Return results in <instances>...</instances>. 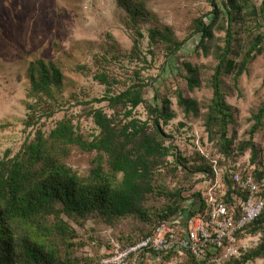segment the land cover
I'll list each match as a JSON object with an SVG mask.
<instances>
[{
	"label": "trees",
	"instance_id": "16d2710c",
	"mask_svg": "<svg viewBox=\"0 0 264 264\" xmlns=\"http://www.w3.org/2000/svg\"><path fill=\"white\" fill-rule=\"evenodd\" d=\"M115 1L135 23L145 20L144 0ZM206 1L212 10L193 21L191 32L183 40H175L169 28L151 29L148 38L150 46L165 44L167 56L172 57L190 38L197 36L195 51L201 50L204 56H212L215 65L208 78L212 97L204 111L196 99L185 96L183 91L176 90L174 96L186 117L202 119L209 138L216 139L215 147L222 160L209 161L197 153L201 163L193 166L177 148L168 144L169 137L164 133L163 125L175 118L170 108L171 99L165 96L159 98V105L149 104L144 99L148 84L135 72L133 83L120 93L93 100L107 102L114 115L108 116L99 108L87 111L98 130L91 140L82 137L70 120L62 119L48 135L38 129L17 154L9 157L6 153L0 158V264L62 263L58 255L62 252L66 256L67 252L59 249L58 243L63 242L72 248L75 244L70 241L76 239L63 215L76 220L95 217L106 223L114 219L138 220L141 223L138 236L121 240L122 246L135 244L151 235L161 224H176L186 211L192 216H204L208 211L207 196L197 191L194 183L189 188L182 184L169 187L167 174H175L180 169L190 175L203 173L215 186L216 169L224 167L226 198L232 193L239 194L233 188L230 171L237 170V162L247 154V164L241 165L242 175L250 173L256 180L264 176L260 169L264 150L253 142L255 133L264 126V104L251 115L253 125L249 139L239 140L235 112L226 102L231 88L225 84V79L229 78L232 87L237 88L238 79L247 72L249 63L264 54V0L258 8L252 0H223L221 7L215 0ZM207 16L211 18L206 22ZM237 20L241 23L239 29L233 27ZM136 32L134 52L138 51L142 38V34ZM220 32L224 37L218 40L216 33ZM239 32L242 37H238ZM33 66L38 71V79L31 84L34 97L37 100L39 94L52 97L54 89H61L62 72L54 64L41 60ZM182 66L186 72L187 89L201 88L199 67L187 60L182 61ZM95 79L106 86L116 82L114 78L109 81L103 73ZM141 105L149 116L146 120L133 116ZM36 106H28L26 128L41 121L43 113L37 115ZM52 115L53 110L44 114L46 119ZM75 147L82 152L96 153L89 162L85 180L61 161L60 156ZM230 162L236 164L229 167ZM187 192H190L189 196H184ZM191 199H196L192 204L198 205L195 210L186 207ZM245 232L261 234L260 243L250 252L235 257L231 264H248L257 259L264 261V210L237 238ZM173 256L177 257L173 253L162 257L164 260ZM189 259L194 264L195 261Z\"/></svg>",
	"mask_w": 264,
	"mask_h": 264
},
{
	"label": "rangeland",
	"instance_id": "374dc122",
	"mask_svg": "<svg viewBox=\"0 0 264 264\" xmlns=\"http://www.w3.org/2000/svg\"><path fill=\"white\" fill-rule=\"evenodd\" d=\"M221 1L215 0L220 7ZM261 1L252 0V4L258 8ZM144 3L146 18L135 23L115 0H0V158L6 153L9 157L17 154L38 129L48 135L62 119L70 120L82 137L91 140L98 130L87 111L99 108L108 116L114 115L107 102L96 103L93 100L120 93L133 83L134 73L138 72V77L148 84L144 99L149 104L159 105V98L165 96L171 99L170 108L175 118L163 125V131L169 137L168 144L177 148L190 165L201 163L197 153L209 161L222 160L215 147L216 139L209 138L202 119L186 117L174 96L176 90H181L185 96L196 99L204 111L212 97L208 79L215 65L212 56L206 57L201 50L195 51L197 36L190 38L172 57L167 56L165 44L150 46L148 38L151 29L169 28L174 39L181 41L191 32L193 21L210 12L212 7L206 0H144ZM210 18L207 16L205 21ZM240 25L239 20L233 22L235 29L241 28ZM137 30L142 38L139 39L138 51L134 52L132 48ZM222 37L224 33H216L218 40ZM238 37H242L240 32ZM37 60L54 64L63 74L61 89H54L52 97L39 94L38 100L31 92L32 81L38 79V71L33 66ZM183 60L199 67L201 88L187 89ZM102 73L108 76L109 81L114 78L116 82L110 86L101 84L95 76ZM225 84L232 90L226 102L235 112L238 139L247 141L253 125L251 115L264 104V54L249 63L247 72L238 79L237 88L232 87L229 78L225 79ZM31 104L37 105V115H43L39 123L36 121L34 126L26 128L30 112L28 106ZM50 110H53V115L46 119L44 114ZM133 116L139 120L149 117L143 105L133 112ZM253 142L264 150V126L255 133ZM95 156V152L86 153L75 147L60 157L85 180L89 162ZM248 159L247 154L237 163L245 166ZM235 164L230 162L229 167ZM225 171L224 167L216 169L215 186L203 173L190 175L181 169L175 174H167L166 179L170 188L176 184L189 188L194 183V188L207 196L212 188L217 193L220 191L217 186L224 184ZM189 194L187 192L184 196ZM195 201L189 200L186 207L197 209L198 205H192ZM62 218L76 235V239L70 241L75 245L69 248L63 242L58 243L59 249L67 254L63 256L61 252L58 258L63 262L54 264H98L108 250L110 240L120 243L128 237L136 238L141 227V223L133 218L114 219L110 223L95 217L76 220L63 215ZM260 240L261 234L245 232L238 238L236 258L255 249ZM190 261L187 257L164 260L163 257H152L142 264H193ZM248 264H264V261L257 259Z\"/></svg>",
	"mask_w": 264,
	"mask_h": 264
},
{
	"label": "built area",
	"instance_id": "2783aa9c",
	"mask_svg": "<svg viewBox=\"0 0 264 264\" xmlns=\"http://www.w3.org/2000/svg\"><path fill=\"white\" fill-rule=\"evenodd\" d=\"M260 169L264 171V160ZM230 172L239 194L226 198L225 185L218 184V193L212 188L207 194L204 216L186 211L176 224H161L135 244L122 246L112 239L98 264H142L171 253L196 264H228L238 254V235L264 210V176L260 180L250 173L243 176L240 164Z\"/></svg>",
	"mask_w": 264,
	"mask_h": 264
},
{
	"label": "crops",
	"instance_id": "0c3cea01",
	"mask_svg": "<svg viewBox=\"0 0 264 264\" xmlns=\"http://www.w3.org/2000/svg\"><path fill=\"white\" fill-rule=\"evenodd\" d=\"M173 257H175V256H173ZM178 257V256H177ZM150 258H152V257H150ZM150 258H148V259H150ZM148 259H146V260H148ZM194 264H196L195 262H194Z\"/></svg>",
	"mask_w": 264,
	"mask_h": 264
}]
</instances>
